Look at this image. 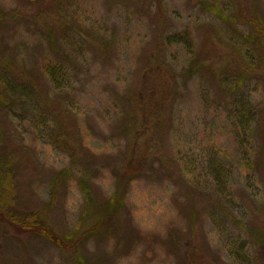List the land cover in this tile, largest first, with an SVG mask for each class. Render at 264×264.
<instances>
[{
	"label": "rangeland",
	"instance_id": "374dc122",
	"mask_svg": "<svg viewBox=\"0 0 264 264\" xmlns=\"http://www.w3.org/2000/svg\"><path fill=\"white\" fill-rule=\"evenodd\" d=\"M0 212L75 243L0 264H264V0H0Z\"/></svg>",
	"mask_w": 264,
	"mask_h": 264
},
{
	"label": "trees",
	"instance_id": "16d2710c",
	"mask_svg": "<svg viewBox=\"0 0 264 264\" xmlns=\"http://www.w3.org/2000/svg\"><path fill=\"white\" fill-rule=\"evenodd\" d=\"M126 166L128 167L127 168L128 171L126 170V172H128L126 176L130 178L133 176V174H135L136 167H132L131 162H129ZM120 178H124V176L121 175ZM85 190L88 197L91 196L89 190L86 187ZM121 206H122V200L119 199L117 200V197H111L107 199V201L104 202L102 207H100V211H101V218L99 219L101 220L100 224L101 225L107 224L110 221V217L116 215L119 209H121ZM0 216H1L0 220L6 219L7 221H9V223H11L14 226V228H16V230L20 231V234L40 233L45 238L60 245V247L62 248L64 247L65 249L72 248L73 245L75 244L72 237L69 236L62 238L55 231H52L51 229L44 228L38 225L37 218L19 219L13 216V218H15L13 219L12 217L8 218L6 214L3 212H0ZM96 228H99V224H96L91 231H94V229Z\"/></svg>",
	"mask_w": 264,
	"mask_h": 264
}]
</instances>
